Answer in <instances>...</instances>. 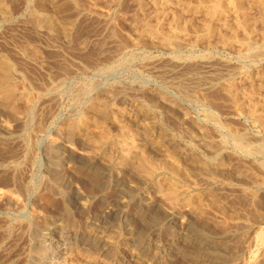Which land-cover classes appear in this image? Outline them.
<instances>
[{
    "label": "rangeland",
    "instance_id": "1",
    "mask_svg": "<svg viewBox=\"0 0 264 264\" xmlns=\"http://www.w3.org/2000/svg\"><path fill=\"white\" fill-rule=\"evenodd\" d=\"M0 4V76L10 66L18 83V99L0 96V264H264V5ZM103 105L100 145L98 127L76 126ZM114 116L135 160H178L185 178L122 163Z\"/></svg>",
    "mask_w": 264,
    "mask_h": 264
},
{
    "label": "bare ground",
    "instance_id": "2",
    "mask_svg": "<svg viewBox=\"0 0 264 264\" xmlns=\"http://www.w3.org/2000/svg\"><path fill=\"white\" fill-rule=\"evenodd\" d=\"M2 1L4 0H0V3H2ZM9 1V0H8ZM80 1V0H79ZM194 1V0H193ZM124 2V1H123ZM258 2L261 4V5H264V0H258ZM73 3V2H72ZM117 3V2H116ZM160 3V2H159ZM218 3V2H217ZM75 4V3H74ZM1 5V4H0ZM218 5V4H217ZM159 6V5H158ZM216 2L209 7V11H214L216 10ZM78 8V7H77ZM263 15H264V11H263ZM244 16V15H243ZM150 22V21H148ZM261 22V21H260ZM72 23V22H71ZM58 24V23H57ZM144 25V24H143ZM209 25V24H208ZM246 25V24H245ZM68 26V25H67ZM232 26V25H231ZM156 28V27H155ZM202 28V27H201ZM208 28V27H207ZM210 28V27H209ZM239 28V27H238ZM231 29V28H230ZM206 30V29H205ZM151 31L155 32L156 36L159 38V36H162V40L163 41H169L171 43H173V39L175 36L171 35V36H167V35H164V34H161L159 35L160 33H157L154 29H151ZM154 34V33H153ZM58 35V34H57ZM240 35V34H239ZM182 37V36H181ZM183 38V37H182ZM177 43V42H176ZM174 44V43H173ZM252 44V43H251ZM261 46V45H260ZM246 47V46H245ZM122 48V47H121ZM264 52V51H263ZM258 53V52H257ZM262 53V52H261ZM258 55V54H257ZM253 56V55H252ZM2 59V58H1ZM17 60V59H16ZM7 61V60H6ZM15 61V60H13ZM88 61V60H87ZM17 62V61H16ZM23 62V61H22ZM19 63V62H18ZM21 63V62H20ZM73 63V62H72ZM89 63V61H88ZM64 65V64H63ZM17 66V65H16ZM79 66V65H78ZM20 67V66H19ZM67 69V68H66ZM70 69V68H69ZM2 72H3V75L0 76V96L2 98H4L6 101H9V100H13V99H16L17 96H18V90H17V80H15L13 78V70H12V67H8V66H4L2 69ZM72 70V69H70ZM22 71V70H21ZM68 73V71H66ZM17 73V72H16ZM27 73V72H26ZM30 76V75H29ZM28 77V76H27ZM18 78V77H17ZM33 79V78H32ZM33 81V80H32ZM21 82V81H20ZM264 82V81H263ZM22 84H25V83H22ZM194 84V83H193ZM21 85V84H20ZM19 85V86H20ZM27 85V84H26ZM23 86V85H22ZM230 88V87H229ZM22 89V87H21ZM24 89V87H23ZM41 89V87H40ZM190 90V89H189ZM26 91V90H25ZM233 92V91H231ZM237 94V93H236ZM22 95V94H21ZM189 95V94H188ZM238 96V95H237ZM226 98V97H224ZM18 99V98H17ZM225 100V99H224ZM104 101V100H103ZM98 105V104H97ZM154 105V104H153ZM108 106V105H106ZM118 108V107H117ZM120 108V107H119ZM118 108V110H120ZM257 108V107H256ZM106 108L104 105L102 107L99 108L100 110V115L98 116H92V115H85L83 117L80 116V118L77 120V129L78 130H84V131H87L89 130V128L92 126H96L100 129V135H99V138H98V144L100 145H103V144H107L110 139L112 138L111 136V131L109 129V127L106 125L105 123V117L107 115H109V111H107ZM139 109V108H138ZM31 110V109H30ZM144 110V109H143ZM142 111V110H141ZM140 111V112H141ZM254 111V109H253ZM252 111V112H253ZM13 112H15V110H13ZM12 113V112H10ZM96 113V112H95ZM94 113V114H95ZM122 113V112H121ZM131 113V112H130ZM30 114V113H29ZM133 114V113H132ZM28 115V114H27ZM131 116V115H130ZM211 116V115H210ZM25 117V116H24ZM27 117V116H26ZM138 117V116H137ZM144 118V117H143ZM114 120H115V123L117 124L118 126V130L121 132L119 136H123L124 137V140H125V153H124V156H123V159H122V163L124 164H127V165H135L137 168H139L143 173H144V176H146L147 178L149 179H154L156 176H158V171L161 170V169H164V170H169L170 172H172L173 174H176L177 176L178 175H181V177L185 178V169H182L180 166H181V163L180 161H176V160H165L164 158L163 159H156L157 157H155L154 159H150L147 160V159H143V158H138L137 160H135L136 158V155L134 156V150H135V132L132 131V129H130L129 127L127 128L126 125H124L121 120L119 118H117V116H114ZM134 120V119H133ZM211 120V119H210ZM136 121V120H135ZM138 122V121H137ZM75 124V123H74ZM131 126V125H130ZM151 126V125H150ZM146 127V126H145ZM150 129V128H149ZM95 130V128H94ZM131 130V133L129 132ZM213 131V130H212ZM129 132V133H128ZM127 133V135L125 136V134ZM142 133V131H141ZM213 133V132H212ZM243 134V132H242ZM142 135V134H141ZM166 136L165 133L161 132L160 131V134H157L156 131H155V128H153L150 133H148V139L151 140L153 142V144L155 146H158L159 145V142L161 140L162 137ZM121 137V138H123ZM236 138V137H235ZM238 139L244 141L242 135L238 136ZM171 140V138H170ZM222 140V139H221ZM137 141V140H136ZM176 141V140H175ZM241 141V142H242ZM122 142V141H121ZM245 142V141H244ZM243 142V143H244ZM111 143V142H110ZM240 143V142H239ZM121 144V143H120ZM162 145H164L163 142H161ZM252 144V143H251ZM104 148V147H103ZM117 148V147H116ZM221 148V147H220ZM239 148V147H238ZM245 148V147H244ZM102 149V148H101ZM122 149V148H121ZM175 149V148H174ZM249 149V148H248ZM100 150V149H99ZM112 150V148H111ZM248 151V150H247ZM7 152V151H6ZM112 152V151H111ZM109 154V153H108ZM162 155V154H161ZM170 155H173V154H170ZM254 155V154H253ZM138 156V155H137ZM161 158V157H160ZM95 160V159H94ZM208 160V159H207ZM96 161V160H95ZM97 162V161H96ZM183 164V163H182ZM184 165V164H183ZM216 169V168H215ZM160 172V171H159ZM142 173V174H143ZM207 174V173H205ZM209 174V173H208ZM211 174V173H210ZM145 177V178H146ZM214 178V177H213ZM9 180V179H8ZM165 180V179H163ZM158 181L157 182V191L160 193H162L163 195H166L168 196L169 198L173 199H177L179 198V195L181 193L184 192V190L181 192V189H179V185H177L176 183H173V182H167L168 184H165L166 181ZM164 185H166L164 188ZM11 187V186H10ZM181 187V186H180ZM53 188V187H52ZM182 188V187H181ZM51 190V189H50ZM55 191V190H54ZM156 191V192H157ZM1 193V192H0ZM51 194V193H50ZM185 193H183V196H184ZM48 196V195H47ZM186 196V195H185ZM216 196V195H215ZM221 196V195H219ZM52 197V196H51ZM202 197V196H201ZM1 198V197H0ZM6 198V197H5ZM47 198V197H45ZM222 198V197H220ZM197 199V198H196ZM224 199V198H223ZM198 201V200H197ZM220 201V200H219ZM249 201V200H248ZM42 203V202H41ZM44 203V202H43ZM221 203V202H220ZM244 203V201H243ZM45 204V203H44ZM47 204V203H46ZM188 204L189 205H192V208L193 206L195 208H201V202H193V201H190L188 200ZM222 204V203H221ZM210 205L214 206L215 208H219V205L218 203L215 201H212L210 203ZM221 206V205H220ZM225 206V205H223ZM222 206V207H223ZM48 207V206H47ZM225 208V207H224ZM254 208V206H253ZM110 211L108 212L110 214V212L112 211V209H109ZM195 210V209H194ZM201 210V209H200ZM222 210V209H221ZM198 210H196L197 212ZM209 211V210H208ZM253 211V210H252ZM46 212V211H45ZM113 212V211H112ZM53 213V212H52ZM205 213V212H204ZM108 216V214H107ZM148 216V215H147ZM234 217V216H233ZM150 218V217H149ZM38 219V218H37ZM106 219V218H105ZM148 220V219H147ZM152 220V219H151ZM232 220V219H231ZM153 223V222H152ZM139 231V230H138ZM140 232V231H139ZM151 235V234H150ZM138 237V236H137ZM138 239V238H137ZM100 243V242H99ZM93 246V245H92ZM107 247V246H106ZM99 252V251H97ZM101 254V253H100ZM87 255V254H86ZM99 255V254H98ZM94 258V257H93ZM101 260V259H100Z\"/></svg>",
    "mask_w": 264,
    "mask_h": 264
}]
</instances>
